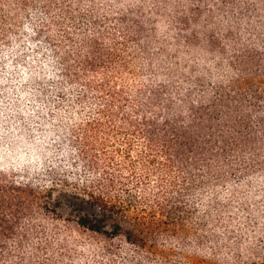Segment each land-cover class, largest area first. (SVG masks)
<instances>
[{"label":"trees","instance_id":"1","mask_svg":"<svg viewBox=\"0 0 264 264\" xmlns=\"http://www.w3.org/2000/svg\"><path fill=\"white\" fill-rule=\"evenodd\" d=\"M6 4L3 264H49L19 251L26 242L43 251L32 237L44 233V215L57 213L50 204L59 190L78 200L77 226L112 238L125 231L139 247L161 233L201 237L210 216L204 193L264 169V0H155L149 16L143 2ZM160 20L165 35L152 26ZM125 211L134 226L109 231Z\"/></svg>","mask_w":264,"mask_h":264},{"label":"rangeland","instance_id":"2","mask_svg":"<svg viewBox=\"0 0 264 264\" xmlns=\"http://www.w3.org/2000/svg\"><path fill=\"white\" fill-rule=\"evenodd\" d=\"M8 1L0 0L5 5ZM93 1L101 8L118 4L136 7L143 2L147 16L155 5V0ZM191 1L183 0V3L190 4ZM13 7L12 11L19 15L25 11ZM68 9L77 13L78 6L70 4ZM58 12L54 7L51 10V14ZM162 21L152 25L158 35L168 32ZM152 49L156 50L155 47ZM204 200H209L210 216L205 229L200 230L201 237L193 232L184 237L161 233L153 240L138 241L140 246L137 247L125 240V231L112 238L77 226L78 200L69 190H59L50 204L57 213L44 215L38 223L44 225V233L37 240L32 237V241L42 242L43 251L34 250L31 243L26 242L19 254L29 256L33 262L44 256L49 264H264V169L230 178L229 183H222L216 193L206 191ZM197 221L199 223H195L192 229L200 227L204 220ZM116 222L124 229L134 226V219L128 211L108 221L109 231Z\"/></svg>","mask_w":264,"mask_h":264}]
</instances>
